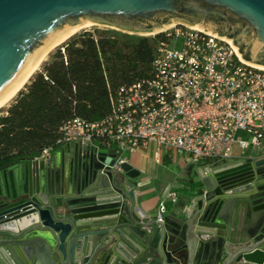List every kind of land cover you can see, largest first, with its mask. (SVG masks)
<instances>
[{"label":"water","instance_id":"water-1","mask_svg":"<svg viewBox=\"0 0 264 264\" xmlns=\"http://www.w3.org/2000/svg\"><path fill=\"white\" fill-rule=\"evenodd\" d=\"M174 21L225 37L242 61L264 66V0H0V103L81 25L146 33ZM65 150L59 165L48 155L0 171V264H137L127 237L128 247L102 254L113 225L138 237L156 228L144 264L264 263V155L201 167L190 208L157 221L133 190L139 170L126 161L117 170L116 153L83 142Z\"/></svg>","mask_w":264,"mask_h":264},{"label":"built area","instance_id":"built-area-1","mask_svg":"<svg viewBox=\"0 0 264 264\" xmlns=\"http://www.w3.org/2000/svg\"><path fill=\"white\" fill-rule=\"evenodd\" d=\"M161 34L149 75L119 86L111 95L112 112L88 122L67 121L59 140L66 149L83 142L123 154L142 145L185 154L194 165L233 157L234 147L264 144V68L239 58L230 40L183 22L157 30ZM51 147L42 150L46 157ZM173 202L177 192L167 196ZM166 200L156 215L163 221ZM264 264V263H263Z\"/></svg>","mask_w":264,"mask_h":264},{"label":"trees","instance_id":"trees-1","mask_svg":"<svg viewBox=\"0 0 264 264\" xmlns=\"http://www.w3.org/2000/svg\"><path fill=\"white\" fill-rule=\"evenodd\" d=\"M160 38L94 28L58 46L0 114V171L57 150L73 118H106L115 90L149 75Z\"/></svg>","mask_w":264,"mask_h":264},{"label":"crops","instance_id":"crops-1","mask_svg":"<svg viewBox=\"0 0 264 264\" xmlns=\"http://www.w3.org/2000/svg\"><path fill=\"white\" fill-rule=\"evenodd\" d=\"M102 150L111 153V150L108 148H102ZM155 151L156 146L148 144L126 151L123 154L124 160L133 168L140 171V176L136 178L138 185L133 187V190L137 194L138 203L143 212L147 217H151L154 220H156V215L162 200H166L168 213L180 214L186 212L191 206L192 198L196 195L195 191L197 189V187H191L189 184L199 177L198 171H201V167L211 163V161H208L201 165H194L185 154L176 151H162L160 161L157 162L155 159ZM68 153V151L60 146L57 150H52L49 156H52L56 164L59 165L63 160L64 154L68 157ZM263 155L264 144L246 150L236 145L233 150L232 159L234 161L233 163L237 164L234 159ZM171 191L177 192L176 202L167 198L168 193ZM116 228L117 226L113 225L108 235L103 238L104 251L102 254L113 246L121 245L128 247L124 241V237H127L138 245L137 257L132 258L137 260V264H144L149 258L154 256L158 242L156 228H150L144 225L142 230H146V233L139 237L134 234L121 235L116 232ZM97 263L95 262V264Z\"/></svg>","mask_w":264,"mask_h":264},{"label":"bare ground","instance_id":"bare-ground-1","mask_svg":"<svg viewBox=\"0 0 264 264\" xmlns=\"http://www.w3.org/2000/svg\"><path fill=\"white\" fill-rule=\"evenodd\" d=\"M174 23V22H173ZM172 23V24H173ZM97 23H89L86 25H81L79 27H77L76 29H74L73 31H71L66 37H64L62 40H60L57 43H54L53 45H51L47 50H45L43 52V54L40 56V58L38 59V61L35 63V65L33 66V68L31 69V71L28 73V75L25 77V79L20 83V85L8 96L6 97L1 103H0V111L2 108H4L5 106H7L14 98L15 96L18 94V92L25 86V84L29 81V79L32 77V75L39 69V67L41 66V64L43 63L45 57L48 55V53L53 50L54 48L60 46L61 44H63L65 41H67L71 36H73L75 33H77L80 29L84 28V27H88L91 25H94ZM172 24L168 25L167 27H170ZM167 27H163L167 28ZM198 28V27H197ZM160 30V29H159ZM157 31V30H156ZM258 67L264 68V66L261 65H257Z\"/></svg>","mask_w":264,"mask_h":264},{"label":"rangeland","instance_id":"rangeland-1","mask_svg":"<svg viewBox=\"0 0 264 264\" xmlns=\"http://www.w3.org/2000/svg\"><path fill=\"white\" fill-rule=\"evenodd\" d=\"M177 22H183V21H174V23H177ZM183 23H185V22H183ZM94 28H104V29H115V30H119V31H121V32H124V33H128V34H135V35H142V36H150L152 33H154V32H156V31H152V32H137V31H129V30H124V29H121V28H117V27H115V26H111V25H107V24H94V25H91V26H88V27H84V28H82V29H80L79 31H83V30H93ZM78 31V32H79ZM57 48V47H56ZM55 48V49H56ZM55 49H53L46 57H45V59H44V61H43V63L46 61V60H48L49 59V57H50V54L55 50ZM43 63L41 64V66L39 67V69L38 70H40L41 68H42V66H43ZM37 70V71H38ZM13 101V100H12ZM11 101V102H12ZM10 102V103H11ZM10 103L7 105V106H5L4 108H2L1 109V111H0V114L1 113H3V111L10 105Z\"/></svg>","mask_w":264,"mask_h":264}]
</instances>
